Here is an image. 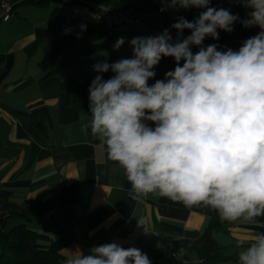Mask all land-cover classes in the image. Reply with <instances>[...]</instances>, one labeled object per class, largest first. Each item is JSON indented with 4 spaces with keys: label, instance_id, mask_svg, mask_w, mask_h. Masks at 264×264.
<instances>
[{
    "label": "clouds",
    "instance_id": "clouds-1",
    "mask_svg": "<svg viewBox=\"0 0 264 264\" xmlns=\"http://www.w3.org/2000/svg\"><path fill=\"white\" fill-rule=\"evenodd\" d=\"M159 2L161 12L203 11L192 21L178 17L171 25L175 40L169 29L137 36L128 42L130 57L93 65L85 130L124 170L132 200L153 195L208 207L222 222H254L264 216V0H239L250 10L243 19L210 6L211 0ZM237 22L259 31L235 51L204 45L206 38L219 40L220 31L233 32ZM79 27L85 31L87 25ZM185 30L190 34L184 36ZM124 44L118 38L113 50ZM163 57L173 58L175 67L149 85ZM236 246L238 264H264V233ZM65 264L152 262L141 249L114 241L87 254L70 251Z\"/></svg>",
    "mask_w": 264,
    "mask_h": 264
},
{
    "label": "crops",
    "instance_id": "crops-1",
    "mask_svg": "<svg viewBox=\"0 0 264 264\" xmlns=\"http://www.w3.org/2000/svg\"><path fill=\"white\" fill-rule=\"evenodd\" d=\"M145 1L162 6L159 0ZM3 2L13 7L7 20ZM17 3L0 0V214H6L8 203L18 209L36 203L31 226L48 235L50 248L66 259L77 248L87 254L93 246L115 241L141 249L152 264H200L195 249L180 252L179 260L171 247L182 242L201 245L218 213L153 195L142 202L132 200L124 170L108 159L105 146L84 127L90 121L88 88L97 74L93 65L130 57L132 38L154 36L155 29H165L185 9L147 14L146 29L120 32L104 28L90 9L66 1ZM81 24L87 25L85 31ZM97 25L101 28L89 33ZM63 28L79 32L80 41L61 51L46 74L39 65L43 49L61 37ZM106 36L116 40L94 53L84 52L87 44ZM120 37L125 44L114 51ZM159 64L149 85L175 67V61ZM111 75L105 73L104 78ZM38 109L48 112L43 140L24 133V124ZM259 233H264V216L254 222H223L212 232L223 246L222 258L214 264H238L237 240Z\"/></svg>",
    "mask_w": 264,
    "mask_h": 264
},
{
    "label": "trees",
    "instance_id": "trees-1",
    "mask_svg": "<svg viewBox=\"0 0 264 264\" xmlns=\"http://www.w3.org/2000/svg\"><path fill=\"white\" fill-rule=\"evenodd\" d=\"M51 1H66L67 3L79 5L88 9H92L93 4L96 3H114L123 7H131L136 13H161L160 7L145 0H18L19 4H32L36 6L47 5ZM212 7L217 9L224 8L230 10L233 14H239L243 19L246 13L250 11L241 5L239 0H230L220 3L217 0H211ZM13 9V7L11 8ZM203 9L190 8L185 10L180 15L187 20H194ZM176 21H170V24L165 26L169 29L173 36L176 38V31L171 29V25ZM160 27V25H159ZM101 25H97L89 29V33L95 29L99 30ZM162 29V28H161ZM66 29H60L61 37L54 43L46 46L43 49V57L39 65L49 73L48 66L58 54L69 46L75 45L80 41L77 37V31H69L65 34ZM162 29L161 31H163ZM258 28H244L239 22L234 25V31L231 33L220 31L219 40H213L211 37L206 38L204 45L217 44L218 50H225L231 48L238 50L242 42L257 34ZM107 32V31H106ZM80 34V33H79ZM190 33L185 30L184 36ZM116 40L115 36H106L100 41H94L84 47V52L94 53L110 45ZM195 53L198 51L196 47L192 48ZM171 57H163L159 65H165L173 62ZM48 119V112L46 109L35 110L31 114L29 122L24 124V133L26 135H34L39 140H43L47 135L46 120ZM8 209L6 214H0V264H65L66 257L51 249L49 246L48 235L38 231L31 226L34 221L36 213V203H30L26 207L18 209L13 204L8 203L4 207ZM222 221L219 216L212 218L206 230L205 240L201 245L192 246L186 242L179 243L172 246L171 253L177 259L180 252L188 249H195L200 256V264H214L219 261L223 246L218 244L213 237L212 232L222 226Z\"/></svg>",
    "mask_w": 264,
    "mask_h": 264
},
{
    "label": "built area",
    "instance_id": "built-area-1",
    "mask_svg": "<svg viewBox=\"0 0 264 264\" xmlns=\"http://www.w3.org/2000/svg\"><path fill=\"white\" fill-rule=\"evenodd\" d=\"M4 10L3 19L9 18L12 6L6 2L2 3ZM91 13L100 24L106 29L116 28L118 31L123 32L130 29H146L147 25L144 21L145 13H136L131 7H123L114 3H96L93 4ZM160 29H155V35L160 34ZM180 258V254L177 255Z\"/></svg>",
    "mask_w": 264,
    "mask_h": 264
}]
</instances>
